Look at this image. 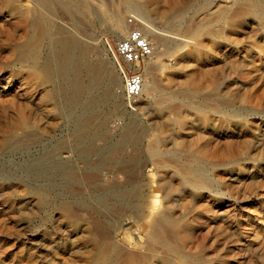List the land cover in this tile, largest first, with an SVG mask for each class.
<instances>
[{
    "label": "rangeland",
    "instance_id": "1",
    "mask_svg": "<svg viewBox=\"0 0 264 264\" xmlns=\"http://www.w3.org/2000/svg\"><path fill=\"white\" fill-rule=\"evenodd\" d=\"M21 1L17 19L0 0V264H93L106 242L119 246L118 264L133 255L131 264H187L148 243L168 209L179 220L168 231L178 253L200 264H264V19L255 0ZM129 15L152 44L145 82L156 91L138 101L136 137L122 140V96L81 125L83 105L53 96L45 72L17 65L15 49L29 21L44 18L51 41L73 37L105 86L109 72L119 77L106 41L126 36ZM145 21L165 33L166 48ZM196 158L209 181L200 188L188 183ZM134 220L142 230H128ZM137 235L141 246L127 251Z\"/></svg>",
    "mask_w": 264,
    "mask_h": 264
},
{
    "label": "bare ground",
    "instance_id": "2",
    "mask_svg": "<svg viewBox=\"0 0 264 264\" xmlns=\"http://www.w3.org/2000/svg\"><path fill=\"white\" fill-rule=\"evenodd\" d=\"M5 6L11 8L13 14L18 19L19 11L23 6L22 1L5 0ZM253 6L256 14L264 19V0H255ZM144 23L148 31L155 33L161 45L166 48L168 45V40L162 37L165 35V33H163V31L159 30L158 28L156 29L151 24H148L146 21ZM50 26L51 24L44 18H40L39 21H29V30L26 34V40L15 49L17 52L16 64L21 65V67L28 66L32 69H41L51 81V88L54 90L53 96H60L66 104L83 105V114L85 116L78 118L81 125L89 120L88 115L96 113L100 107L107 105L108 102H111L113 105H119V97H121V95H118L116 92L114 93L112 91L114 83L111 84V88L108 92H105L104 90L102 91L101 88L103 87V75L100 69L89 68L84 59L80 57V55H83L86 53V51L77 45L73 37L65 40L57 39L55 41H51ZM120 30L121 28L119 24H115L113 33L116 35ZM94 41L95 39H92V45L96 44ZM46 43H48L49 48L47 55H45L43 52ZM107 44L110 46V48H112L108 41H106V45ZM43 54L45 55V59H43ZM84 72L87 74L81 79L80 73L83 74ZM146 73L148 75L152 74L148 68L146 69ZM57 83L61 87L59 94L55 93V86ZM155 91L156 86L154 82H151V84H147L146 82L144 83L143 95H150ZM85 98H87V102H83ZM135 112H137V110L127 113L130 122L124 126L123 130L125 131L122 136V140H129L132 138L134 139L136 137L135 131L139 113ZM24 126L25 129L29 128L27 124H24ZM110 150L111 149H105V151ZM188 176V183L197 188L209 185L208 175L207 171L205 170L204 163L198 158H196L192 166L189 167ZM119 199L129 208V215L138 216L137 214L139 213V209L137 206L129 203L123 195L119 196ZM109 201L111 202V200ZM60 209L68 212L70 207L66 204H63ZM169 210L170 209L161 212L155 217L151 225L152 232L149 234L148 243L151 241V243L162 246L170 254H172V256L182 258V260L187 264H200V259L197 256L192 254L184 255L178 253L177 247L169 242L168 233L170 232L168 231L175 230L179 226L178 218H176ZM143 227L144 226L142 223L134 220L133 224L130 226V228H128V230H142ZM136 242V246L126 243V245L129 247L127 251H130V249H136L137 246H141L142 240L140 235L136 236ZM119 256V246L113 244L112 242H106L98 248V251L93 259V264H118L117 261ZM136 261L137 260L133 255L130 259V264ZM160 261L162 264H171L172 262L167 256H163Z\"/></svg>",
    "mask_w": 264,
    "mask_h": 264
},
{
    "label": "built area",
    "instance_id": "3",
    "mask_svg": "<svg viewBox=\"0 0 264 264\" xmlns=\"http://www.w3.org/2000/svg\"><path fill=\"white\" fill-rule=\"evenodd\" d=\"M126 22V36L114 40L110 44L112 48L108 44L105 46L122 80L116 93L124 98L128 110L134 112L143 96L146 67L153 55V47L139 18L129 15ZM122 124L123 120L116 119L111 127L116 130Z\"/></svg>",
    "mask_w": 264,
    "mask_h": 264
},
{
    "label": "crops",
    "instance_id": "4",
    "mask_svg": "<svg viewBox=\"0 0 264 264\" xmlns=\"http://www.w3.org/2000/svg\"><path fill=\"white\" fill-rule=\"evenodd\" d=\"M103 73V72H102ZM110 74H109V80H108V82L105 84V86H104V91L105 92H108L109 91V89L111 88V84L112 83H114V85L115 84H117V87H119V86H121L120 85V83H119V77L117 76V74H115L114 72H109ZM113 85V86H114Z\"/></svg>",
    "mask_w": 264,
    "mask_h": 264
}]
</instances>
